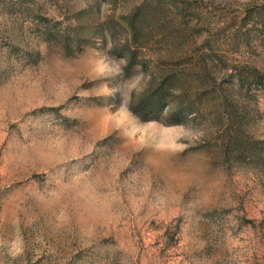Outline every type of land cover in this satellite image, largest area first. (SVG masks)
<instances>
[{
	"label": "rangeland",
	"instance_id": "1",
	"mask_svg": "<svg viewBox=\"0 0 264 264\" xmlns=\"http://www.w3.org/2000/svg\"><path fill=\"white\" fill-rule=\"evenodd\" d=\"M0 264H264V0H0Z\"/></svg>",
	"mask_w": 264,
	"mask_h": 264
},
{
	"label": "trees",
	"instance_id": "2",
	"mask_svg": "<svg viewBox=\"0 0 264 264\" xmlns=\"http://www.w3.org/2000/svg\"><path fill=\"white\" fill-rule=\"evenodd\" d=\"M168 81H166V80L160 81L156 85L157 88H156L155 93L158 94V93H163L166 90L175 89L174 88L175 81L173 79H171V82H168ZM156 94L143 95V97L140 100V104H141V107L143 108V110L145 109L144 108V105H146V107H149L150 106L149 110L156 109L155 108L156 107V104H159L160 101H162V99H163L162 98L163 97L162 94H160V96H157L155 98L154 95H156ZM188 109L189 108L185 106V107H181V109H180L179 112H177V111L175 112L174 110H169L168 117L171 118V119H178V117H181V115H183L184 113H187ZM174 121H176V120H174Z\"/></svg>",
	"mask_w": 264,
	"mask_h": 264
}]
</instances>
